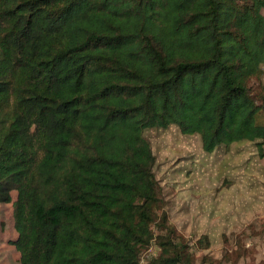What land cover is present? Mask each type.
I'll use <instances>...</instances> for the list:
<instances>
[{"label":"trees","instance_id":"obj_1","mask_svg":"<svg viewBox=\"0 0 264 264\" xmlns=\"http://www.w3.org/2000/svg\"><path fill=\"white\" fill-rule=\"evenodd\" d=\"M263 64L264 0H0V204L16 193L21 264H139L152 225L148 264H195L155 212L144 132L262 154Z\"/></svg>","mask_w":264,"mask_h":264},{"label":"rangeland","instance_id":"obj_2","mask_svg":"<svg viewBox=\"0 0 264 264\" xmlns=\"http://www.w3.org/2000/svg\"><path fill=\"white\" fill-rule=\"evenodd\" d=\"M261 70L249 81L258 104L264 64ZM144 136L155 156V212L175 230L174 242L188 246L195 264H264V151L244 141L208 154L198 135H183L173 126ZM12 202L0 204V264H21ZM152 232L157 255L165 231L152 225Z\"/></svg>","mask_w":264,"mask_h":264},{"label":"built area","instance_id":"obj_3","mask_svg":"<svg viewBox=\"0 0 264 264\" xmlns=\"http://www.w3.org/2000/svg\"><path fill=\"white\" fill-rule=\"evenodd\" d=\"M158 249V248H157ZM156 253L152 247V244L143 252L140 256L139 264H148L152 257H155Z\"/></svg>","mask_w":264,"mask_h":264}]
</instances>
